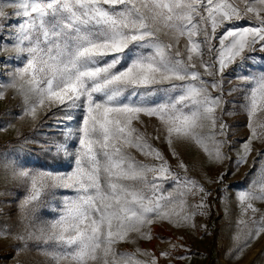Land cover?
I'll return each mask as SVG.
<instances>
[{"label": "snow or ice", "instance_id": "6c2138e0", "mask_svg": "<svg viewBox=\"0 0 264 264\" xmlns=\"http://www.w3.org/2000/svg\"><path fill=\"white\" fill-rule=\"evenodd\" d=\"M240 2L242 9L231 0L0 4V50L12 48L16 53L0 61L5 68L16 62L13 78L0 72V88L15 87L23 95L26 110L18 115L36 120L43 110L53 122L48 126L56 131L40 150L54 161L71 158L75 165L71 172L60 174L51 167L32 169L19 156L0 154L5 172L30 182L22 209L48 189L71 190L46 237L53 241L48 254L55 264H158V257L146 249L121 250L118 245L151 239L150 227L143 229L157 220L173 222L175 217L178 227H194V217L206 213L211 191L171 168L164 152L150 142L142 117L158 120L155 131L163 130L170 148L175 137L195 142L211 163L227 159L223 149L229 143L224 138L228 125L223 116L235 112L217 115L216 111L226 102V69L236 65L231 75L250 85L233 87L228 94L244 92L242 107L253 120L264 114V70L248 67L257 61L254 54L264 63V0ZM5 7L14 12L7 13ZM206 126L213 131L204 134ZM249 127L252 138L264 139V121L257 124L259 133L252 124ZM31 142L35 141L25 138L24 143ZM251 143V138L244 142L237 166L247 162ZM133 149L159 163H145ZM172 154L176 155L175 149ZM226 175L218 173L209 180L222 183ZM260 179L259 195L250 189L238 194L245 214L259 211L251 201L264 199V169ZM168 181L175 195L165 188ZM189 195H198L199 201L190 204ZM253 224L252 239L264 233V212L259 220L253 216ZM7 235V228H0V237Z\"/></svg>", "mask_w": 264, "mask_h": 264}, {"label": "rangeland", "instance_id": "374dc122", "mask_svg": "<svg viewBox=\"0 0 264 264\" xmlns=\"http://www.w3.org/2000/svg\"><path fill=\"white\" fill-rule=\"evenodd\" d=\"M237 1L231 0L235 4L239 3L242 9L244 5L240 0ZM9 2L10 0H0V4L4 5ZM5 11L13 13L14 9L5 7ZM239 23L244 25L245 22L242 20ZM162 38L168 39L167 36ZM184 43L182 39L181 45ZM14 55L16 53L12 48L0 50V61L4 57ZM254 55H257V61L253 63L256 68L251 70H264V63L259 62V54ZM204 59L207 60L209 57L205 55ZM15 66V61L7 68L0 63V72H6L11 79ZM224 76L226 102L217 108V115L221 112H235V115L223 116L224 122L228 125L224 138L229 143L223 149L227 159L221 164L211 163L208 154L195 142L177 141L174 137L170 148L163 140V130L159 133L155 131L159 125L158 120L155 117H142L150 142L164 152L171 168L182 177L196 180L211 191V195L206 197L210 205L206 213L194 217V227H178L174 222L175 217L173 222L157 220L143 229L148 231L150 227L151 239L137 240L136 244L121 243L118 245L119 249L128 251H135L137 247L146 249L153 256L158 257V264H264V233L254 239L249 236L250 230L256 227L253 224V216L259 220L260 213L264 212V199L251 201L252 205L259 210L255 214L251 211L245 214L243 205L238 200V194L246 189H250L257 195L261 190L260 170L264 169V139L252 138L249 124L256 127L257 133L261 132L257 124L264 121V114L258 113L255 120L250 118L242 107L245 103L244 92L228 94L229 89L233 87L245 88L250 85L236 78L227 80L225 74ZM0 93H2L0 154L10 156L12 159L19 156L21 163L32 169L42 170L51 167L60 174L74 170L75 165L71 158L61 157L54 161L51 156L40 150L45 140L51 138L50 134L56 131L54 127L48 126L53 122L43 114V110L38 112L36 120L28 115L20 116L18 114L26 110V105L18 88H0ZM211 131L213 130L210 126L202 129L204 134H209ZM157 134L161 139H152ZM26 137L35 142L24 143ZM250 138L252 151L247 157V162L237 166L235 161L239 155L243 154V144ZM209 147L212 148L213 145L209 144ZM173 149L176 155L172 154ZM130 151L145 163H159L152 157H140L134 149ZM181 163L184 167L179 166ZM218 173H227L224 181L210 182L209 177H215ZM253 181L256 183L253 184ZM165 188L173 191L175 195L171 181L165 184ZM29 194L30 182L26 179H13L0 163V228L8 230L6 237H0V264H55L48 254L52 250L53 241L46 237L51 231L50 222L58 218V212L62 210L64 197L72 195V192L48 189L38 201L22 209V201ZM187 199L194 205L199 201V196L189 195ZM18 234L25 237L31 234L32 238L26 241L18 240L15 238ZM132 238H135V234H132ZM174 244L179 247L173 248ZM21 248L23 250L18 251ZM164 253H170V255L165 256ZM137 255L142 260L148 259L147 256Z\"/></svg>", "mask_w": 264, "mask_h": 264}, {"label": "built area", "instance_id": "2783aa9c", "mask_svg": "<svg viewBox=\"0 0 264 264\" xmlns=\"http://www.w3.org/2000/svg\"><path fill=\"white\" fill-rule=\"evenodd\" d=\"M235 66H236V65L231 66V67L225 72V75H226V79H227V80H232V78H234V77L231 75V73H232V69H233ZM248 67H249L250 70L253 69V68H256V66H254L253 63L249 64Z\"/></svg>", "mask_w": 264, "mask_h": 264}, {"label": "crops", "instance_id": "0c3cea01", "mask_svg": "<svg viewBox=\"0 0 264 264\" xmlns=\"http://www.w3.org/2000/svg\"><path fill=\"white\" fill-rule=\"evenodd\" d=\"M237 1V0H236ZM238 2V1H237ZM239 4V3H238ZM240 5V4H239ZM241 6V5H240Z\"/></svg>", "mask_w": 264, "mask_h": 264}]
</instances>
